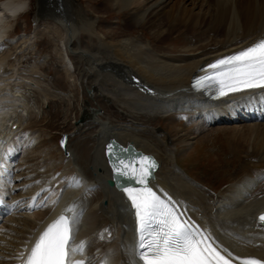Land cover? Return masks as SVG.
<instances>
[{
	"label": "bare ground",
	"instance_id": "6f19581e",
	"mask_svg": "<svg viewBox=\"0 0 264 264\" xmlns=\"http://www.w3.org/2000/svg\"><path fill=\"white\" fill-rule=\"evenodd\" d=\"M55 1L63 11L62 15L68 18L64 20L59 15L55 16L64 30L59 53L64 62V71L69 74L70 70L73 74L77 72L70 58L76 55L80 64L77 80L84 83L88 76H92L93 83L86 88L92 86L89 96L95 105L83 95L82 86L81 96L87 100V109L81 104L79 114L89 116V120L81 122L76 119L73 122L76 147L72 148L67 141L68 154L66 156L61 150L65 157L59 158L61 162L66 160L65 165L71 167L74 174L66 175L67 178L61 182L52 167V160H49L52 158L44 160L43 156L37 166L31 162L36 149L30 143L35 138L39 139L37 133L47 128L44 125L47 124V117L36 119L38 111L27 108L22 102L21 92L17 93L19 89H11V85L7 89L10 78L14 76L18 80L21 76L17 78L16 74L10 77L3 74L7 70L4 67L7 54L0 53V150H6L4 158L0 160V173L11 178L5 184L10 185L9 191L18 188L17 194L26 205L25 210L7 217L1 225L0 264H12L22 254L24 256L32 240L55 216L61 212L72 215L65 212L71 205L76 206L77 213H82L74 243L86 242L83 255L88 258V264H139L135 257L136 227L130 202L120 189L106 182L111 176V169L103 147L110 136L122 144L130 142L135 148L149 152L157 159L158 165L149 184L160 194L170 197L184 213V218L194 223L201 232L205 230L217 245L226 251L264 258V224L258 220V214L264 210V172H245L224 192L212 194L194 180L176 159L177 143L189 146L208 125L225 123L219 126L238 130L244 126L252 129L259 123L264 124L255 121L247 123L242 119L245 109L263 102L264 89L210 99L193 90L190 84L192 77L203 73L202 70L218 56L264 36V0H105L109 4L112 2L111 7L122 16L132 19L134 27H140L145 20H149L147 25H151L149 27L156 40L163 43L175 32H190L197 38L173 53L135 41L140 49L136 54H132L128 48L129 53H126L122 44L120 50H107L101 57L82 48L77 25L69 18H82V14L70 0H41V3L49 6L44 10L53 9ZM28 5L29 0H0V38L8 35L15 18ZM163 16L166 18L164 28L161 22ZM16 40L19 43L20 36ZM7 65L13 67L15 63ZM112 67L137 73L154 87L155 92L149 95L140 93L128 82L117 78ZM20 79L26 84L27 78ZM29 79L27 82L33 84V79ZM18 83L22 88L23 83ZM26 85L29 87V84ZM81 96L79 103L83 100ZM96 96L109 100V112H105L96 102ZM41 108L43 115H50L44 106ZM23 110L26 111L25 116ZM174 112L184 113L188 120H196L195 129L193 127L191 130L194 131L187 133L177 128V131L168 133L165 129L144 122V119L171 115L169 123H172L176 120ZM86 122L89 128L84 132L81 128L86 126ZM21 130L28 133L25 137H22V133L19 138L15 134ZM88 138L92 140L89 150L85 145ZM20 144H25V147L19 149ZM15 151L18 152L16 156L7 158L9 153ZM7 171H13V175L10 176ZM40 175L43 177L36 181ZM76 179L80 181L79 184L74 183ZM55 180L58 186L52 191V196L50 194L47 209L42 216L34 217L36 214L30 213H33V208L29 209L28 205L36 204L32 199L36 198L40 187ZM0 181L4 183L2 179ZM39 182L42 184L37 186Z\"/></svg>",
	"mask_w": 264,
	"mask_h": 264
},
{
	"label": "rangeland",
	"instance_id": "374dc122",
	"mask_svg": "<svg viewBox=\"0 0 264 264\" xmlns=\"http://www.w3.org/2000/svg\"><path fill=\"white\" fill-rule=\"evenodd\" d=\"M26 1L28 2V0ZM29 1L30 6L25 12L16 18L13 28L9 32V36H15V34H19L16 37L20 36V42L18 43V40H6L3 43L2 51L3 54H7V63H15L13 68L10 67V72L6 70V72L3 74H7L8 77L12 76V74H16L17 78L18 76H21L24 77V80H26V78L27 80L29 78L33 79V84L27 82L26 80V84H29V87L31 86V89H29L28 85L24 84L25 81L24 83L22 82L20 79L21 77L17 80L16 78H13V76L9 80L10 82L9 86H7V89H10L8 88L10 85L11 87L13 86L11 89H19L17 93L20 94L21 92L20 95H22V102L25 103L27 108L29 107L35 112L38 111L36 113V117L34 116L36 119H41L42 116L44 118L47 117L46 122L49 124L47 125L44 123L45 127L47 128H44L43 132L40 131L37 133L39 139L36 145L33 147L36 149V155L31 157V162H33V165L36 164L35 166H37L39 161L42 160L44 156V160L48 159V157L52 158L49 160H52V167H54L55 170H61L64 164L61 162L59 157L62 156L64 158L65 156L62 154L61 149L57 145L60 132L66 131L69 133L68 141L72 144L71 147L75 148L76 144L74 141L76 140V134L72 121L75 120L79 114V111L82 110V107L80 106L81 104H84L85 110L87 109V100L81 96L82 92L80 91V88L82 89L84 87L83 90H85L89 84L93 83V78L92 76H88V78L85 79L86 83H83L82 81L79 82L77 80V77L80 75L78 72V69H80V64L78 63V58L74 55H72L73 59L71 57L70 58L72 63H74L73 65L75 66L77 72L73 74L72 71L69 74L64 71V62H62L60 57L61 54L59 55V53H61V42L64 39V30L57 22L56 18L52 15V18L55 19L56 22L51 19H40L36 24L34 21H32L31 13L33 10V0ZM70 1L73 6H75L74 8H77L82 14V18H80V16L75 18L71 16L69 17L72 19L71 22L73 21L72 23L75 26L77 25L76 27L78 28L79 33L78 39L80 40L82 48L87 52H91V54L96 53L100 57L104 52H107V50H120L123 45L126 47L123 48L126 53H129L130 51L132 54H136L140 51V49L136 45L135 41H139L141 43L148 44L151 47H156L157 49L173 53L179 48H184L190 42H195L197 38L196 35L190 32H175L176 34L174 33L173 36L163 43L161 40H156L154 32H152L149 27L151 25H147L149 20H145L140 27H134L132 19L122 16L121 13L115 11V9L111 7L112 2L109 4L106 3L105 0ZM74 1L76 2L77 6ZM176 1L181 0H174V2ZM55 3L58 4L56 1ZM186 4H188V2H186ZM50 10L48 12L53 14L52 8ZM59 11L57 12L61 13ZM58 15L61 16L62 19L68 20V18L64 17L62 13ZM58 15L55 12V16L58 17ZM161 22L162 27L164 28L166 23V18L164 16L162 17ZM28 34H31L32 37L35 36L34 42L32 44L28 42L32 40L31 36H27ZM83 41L85 46L82 45ZM53 61L55 63H53ZM7 63H4V65L8 66ZM6 66L5 68L7 69ZM32 66H34L33 68L38 69H35L34 72L29 71L28 73L27 68L30 69ZM11 81L12 84L14 83L13 85L11 84ZM19 81H21V84L23 83L22 88L18 83ZM25 85L26 87H24ZM80 96L81 99L83 98V100H81L79 103ZM96 100L97 103L100 102L102 104L101 105L99 103L105 112H109V106H107V104H109V100L107 101L101 96H96ZM90 102L92 104L95 103V101L91 98ZM41 103H43L42 106H44L45 110L50 111V115H43L41 111L42 106H40ZM19 109H21V106ZM24 111L25 110L22 111L23 116H25L26 112ZM168 116H156L151 120L144 119V122H146V124L153 125L158 129H165V131L168 133H173L179 129H182L187 133L194 131L195 127L190 122L185 123V119H183L184 117H180L178 120L169 123L171 115ZM84 124L86 126L81 128L83 131L84 129L89 128V123L86 122ZM192 126L194 127L193 131H191L193 128ZM263 129L264 124L262 123L253 126L252 129L251 127L244 126L240 127L238 130L230 129V127L226 126H211V130L206 131L205 134L202 135L205 136L203 139L201 136L200 138L198 136L196 137L195 146L190 150H188L189 148L185 150L184 145L177 143L176 154L178 148V162L192 176L196 178L195 179L190 175L194 180L202 181L205 186L200 181L198 182L205 188L207 186L210 189L212 188V190H218L212 191L206 188L212 192V194H221L230 183L240 178L243 174H245V172H254L252 169L264 168ZM87 131L88 130H85L84 132ZM203 131L204 130H202L201 133ZM22 133L23 132L18 133L19 138ZM26 133H28V131H26ZM14 138H16V136H14ZM91 144L92 140L88 138L87 142L85 143L88 150ZM45 156H47V158ZM52 167L50 169H53ZM55 173L56 175H59L57 172ZM69 173H72V171ZM69 173L65 174V176L69 175ZM61 182H63V179H61ZM54 188L52 189L54 190Z\"/></svg>",
	"mask_w": 264,
	"mask_h": 264
},
{
	"label": "snow or ice",
	"instance_id": "6c2138e0",
	"mask_svg": "<svg viewBox=\"0 0 264 264\" xmlns=\"http://www.w3.org/2000/svg\"><path fill=\"white\" fill-rule=\"evenodd\" d=\"M204 75L194 79L196 90L214 88L220 97L246 90L264 89V38L233 54L209 63ZM63 144V141H62ZM115 142L106 146V155L114 176L131 184L124 186L134 211L137 243L135 257L139 264H232L221 254L170 197L162 198L149 182L156 168L149 156L125 159L116 151ZM129 149L120 148L127 153ZM79 180H74L79 184ZM135 185V186H132ZM40 205L30 204L29 209ZM49 223L28 250L23 264H88L84 259H74L86 251V242L75 244V232L79 224L76 206L71 205ZM264 223V214L258 217ZM19 258V257H18ZM240 264H264L256 258H238Z\"/></svg>",
	"mask_w": 264,
	"mask_h": 264
},
{
	"label": "water",
	"instance_id": "95a60500",
	"mask_svg": "<svg viewBox=\"0 0 264 264\" xmlns=\"http://www.w3.org/2000/svg\"><path fill=\"white\" fill-rule=\"evenodd\" d=\"M109 182H110V183H112V181H111V180H109Z\"/></svg>",
	"mask_w": 264,
	"mask_h": 264
}]
</instances>
